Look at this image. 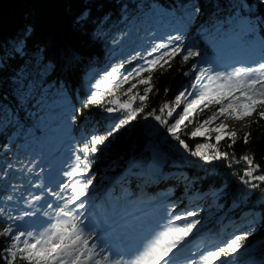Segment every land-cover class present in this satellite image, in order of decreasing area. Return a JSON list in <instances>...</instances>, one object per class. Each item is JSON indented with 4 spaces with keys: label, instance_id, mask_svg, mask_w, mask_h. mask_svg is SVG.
I'll return each mask as SVG.
<instances>
[{
    "label": "trees",
    "instance_id": "16d2710c",
    "mask_svg": "<svg viewBox=\"0 0 264 264\" xmlns=\"http://www.w3.org/2000/svg\"><path fill=\"white\" fill-rule=\"evenodd\" d=\"M258 4L259 0H20L0 16V264L10 260L11 264H28L23 259L26 253L18 251L23 244L15 247L14 260L9 256L14 235L5 229L11 227L10 201L24 192V180L35 171L43 139L51 129L64 123L81 152L93 136H103L112 128L107 123H118L139 107L143 111L105 145L97 146V153L85 157L81 152L84 160L91 161L89 195L98 198L104 184L99 176L112 177L128 165L143 168L156 161L163 173L184 175L178 189L182 196L217 191L218 207L207 210L212 220L201 225L214 239L223 240L230 231L226 224L240 219L243 212L257 214L255 228L242 225L236 229L238 236H246L240 250L264 261V245H260L264 240V181L257 178L264 176V119L256 114L244 133L217 142L191 135L204 119L195 116L177 130L188 145L185 149L167 131V123L158 121L155 129L148 122L156 115L165 120L160 109L183 82L187 64L199 56L184 61L176 55L168 64L161 61L163 67L119 82L124 68L164 52L155 50L154 29L144 20L152 6L171 8L180 19L183 40L200 56L215 58L220 38L228 33L226 20L236 10L248 18L252 34L264 42V26L260 25L264 6L258 8ZM197 6L200 11L193 14ZM150 50L153 56H147ZM113 52L115 56L109 57ZM114 67L118 73L102 85L108 89L96 88ZM149 75L151 91L141 101L149 85L139 81ZM92 93L99 96L98 103L85 106ZM108 107L114 111L107 112ZM201 145H205L200 151L208 161L191 154ZM217 152L221 159H215ZM244 157L252 160L251 166Z\"/></svg>",
    "mask_w": 264,
    "mask_h": 264
},
{
    "label": "rangeland",
    "instance_id": "374dc122",
    "mask_svg": "<svg viewBox=\"0 0 264 264\" xmlns=\"http://www.w3.org/2000/svg\"><path fill=\"white\" fill-rule=\"evenodd\" d=\"M144 20L149 21L150 26L153 27L151 39H154L155 35L157 45L165 43L171 47L180 43L179 41L169 40L170 36L181 35L180 19L175 17L171 8L158 5L152 6L149 15ZM226 21L229 26L228 33L219 40V45L215 51L217 57L199 56L192 63L189 62L183 74V82L167 97L164 105L167 104L168 108H165L162 112L165 121H167V127L174 124L177 119L175 109L180 107L183 101L192 100L203 90L199 86L194 87L198 71L191 69L193 64L197 66V69L211 68V75L215 76L216 73L231 72L234 68H258L260 63H264V42L260 37L252 34V26L248 18L240 14L239 10H236L232 17ZM183 46L193 50L192 44L188 41L183 40ZM159 51L165 52L168 49H160ZM115 52L118 55L119 50L116 49ZM115 52L109 53V57L115 56ZM182 55L183 53L180 54L181 57ZM142 61L135 63L132 67H126L121 70L119 73V79L121 80L119 82L124 84L123 76L127 72L145 64V60ZM134 78L129 77V79ZM202 83H208L207 78ZM101 88L108 89V86H101ZM181 92H185L186 99L182 97L181 103L177 105L175 98ZM235 96L239 100L244 99L238 92L235 93ZM217 98L222 99V103L226 105L228 100L232 99V96H228L226 99L222 97L205 99L203 103L194 106V110L186 117L180 128L190 123L195 116H204V119L195 128L201 127L202 122L212 117L215 112V117L207 125L201 127L200 133L195 137L217 141V136L222 139L244 133L247 125L253 120L254 115H260V112H262L260 105H257L254 112L244 115L242 119H236L233 112L239 113L241 109L234 107L219 113L217 109L220 105L215 103ZM169 111H172L171 116H168ZM115 121L107 123V126L112 127L116 123ZM214 123L229 124L230 128L225 132L215 131ZM148 124L155 129L159 128V123L155 118L149 120ZM41 149L42 153L39 162L35 164V171L30 178L24 180L25 184L23 186L26 189L23 188L24 192L19 197L18 194L15 195L16 200L10 201L13 207L10 227V234L12 235L23 231L25 233L31 232L36 236L38 233H46L55 227L71 224L72 222L66 221L65 216L60 214V210L64 208L73 210L76 221L84 222L87 227L93 226V233L100 227H105L112 217L118 220V224L123 229L132 228L137 224L138 220L149 223L150 227L155 221L160 230H153L151 234L153 235L151 241H153L159 237L160 233L166 229L175 216L180 215L185 217V219L175 221L177 225L196 221L198 223L184 239L180 245L181 247L178 246V249L182 248L184 255L189 257L187 258L189 264H204L203 255L225 246L239 235V231L235 230V228H240L241 225H248L253 229L258 222L257 214L245 211L239 221H232L227 225L231 230L221 240L222 242L208 237L206 231L201 229V225L212 220L207 210L218 207L216 204L217 191L210 189L202 192V194L184 193L182 196L178 189L180 180L184 175L177 171L163 173L156 161H152L143 168H134L128 165V168L126 167L117 173V175L119 174L118 178L117 175L113 178L101 175L99 179L104 181V185L100 190V197L97 201L91 199L87 190L86 196L81 197L75 203H71L70 198L73 195L71 188H62V185H71L83 178L81 175L69 176L67 173L72 172L77 164L80 163L77 157H80L81 160L84 159L82 157L83 154L77 150L68 127L61 123L59 126L52 128L50 134L43 139ZM48 178L50 181L52 180L53 184L47 181ZM131 181H134L133 184L139 189L135 196L122 187V184H127ZM141 191L144 192L142 193ZM115 195L119 196L118 200L114 199ZM36 197H39V199H35ZM192 197H195L193 200L197 199L194 202H190L189 200L190 198L192 200ZM200 197L202 199L205 197L201 204H199V201L202 200ZM47 199H51L49 201L51 207H48V209L43 207V203ZM81 201L85 202V207L77 209V205ZM39 203H42V205H39ZM190 212L195 213V215L187 216V213ZM126 222L127 224H125ZM236 224L238 226L235 227L234 225ZM93 233L91 235H94ZM140 235L144 236L143 250H145L151 241L147 239L146 232ZM25 239L32 241L27 235L21 237V241ZM21 244L23 243H18L16 246ZM260 245H264V240H262ZM12 251L15 252V247L12 248ZM100 253L103 256L102 249H100ZM98 256L99 254L96 259ZM98 260H100V264H112L106 259L98 258ZM216 264H220V261H217ZM227 264H264V261L247 257L246 251L240 250L234 257L228 258Z\"/></svg>",
    "mask_w": 264,
    "mask_h": 264
},
{
    "label": "snow or ice",
    "instance_id": "6c2138e0",
    "mask_svg": "<svg viewBox=\"0 0 264 264\" xmlns=\"http://www.w3.org/2000/svg\"><path fill=\"white\" fill-rule=\"evenodd\" d=\"M264 6V0H259L257 7ZM243 5H241V10H243ZM250 7V5H249ZM200 11L197 6L194 9V13ZM254 18V17H253ZM260 25L264 26V16H261ZM169 40L179 41V44L169 47L168 44L161 43L155 46V50L159 51L160 49L167 48L168 51L161 53L159 56H154L152 59H145L146 66L137 67L125 74L123 76V81L127 82L129 77L139 76L144 72H151L156 66L163 67L161 61L164 64H168L169 60L174 58L176 55H182L184 61H188L190 58L200 56L201 53L198 51L192 50L186 46H183V37L181 35L170 36ZM147 56H153V51H148ZM167 57L168 59H165ZM122 67V65H121ZM193 71H198V75L195 77L196 85L203 90L198 93L192 100H189L186 103V106L183 108L182 112L178 114V118L175 120V123L167 128V131L174 136L179 144L188 149V145L185 144L183 140L177 135V130L180 128L181 124L184 122L186 117L190 114L194 106L203 103L205 99H212L216 97L227 98L232 96V99L228 100V103L225 105L222 103V99H215V103L220 105L217 109L219 113H223L226 109H232L234 107L241 109L239 113L233 112V115L236 119H242L244 115L250 114L256 110L257 105L264 107V63H260L258 68L253 67H240L234 68L231 72L227 73H216L215 76L211 75V68H200L197 69V66L193 64L191 66ZM119 68L114 67L110 72L107 73L105 80H102L100 83L95 85L96 88H100L104 83L107 82V78L112 77L118 73ZM187 74V73H186ZM207 78L208 83L204 84L202 81ZM152 77L149 75L145 79L139 81L140 84L149 85L144 89L143 95L140 97L143 101L148 92L151 91V81ZM132 87H135L133 85ZM131 91V89H129ZM239 93L240 96L244 97L243 100H239L235 96V93ZM190 94V93H189ZM184 97L186 99L185 92L179 93L175 98V103L179 105L181 99ZM135 97H133L134 99ZM99 101V96L95 93L90 94L89 98L85 102L87 105H96ZM121 107H131V105H121ZM165 108H168V105L165 104L163 108L160 109L161 112ZM107 112L111 113L114 111L112 107L106 109ZM143 111V107H139L133 110L131 113H128L125 118L119 119L118 123L114 124L103 136H93L91 139L90 145H85L84 148L80 149L81 152L87 157L88 153L95 154L98 151L99 145H105L106 142L119 132L120 129L124 128L136 117V113ZM172 115V111L168 112V116ZM216 113H213V116L209 119H206L202 122L201 127L207 125L212 118H214ZM261 119H264V111L260 112ZM155 119L161 124H166L167 121L161 119V116L156 115ZM201 127L195 128L191 135L193 137L197 136L201 131ZM215 131H220L216 129ZM217 142L221 139L219 136L216 137ZM248 135L244 137V142L247 143ZM205 147L201 145L196 151L192 152L193 156H200L205 161H208V157L200 151V148ZM227 154H223V158H226ZM222 154L217 152L215 159H221ZM243 159L247 160L248 164L252 165V160L248 157ZM77 160L80 163L77 164L75 169L67 173L69 176L81 175L83 178L76 181L74 184L62 185V188H71L73 193L70 198L71 203H75L80 200L81 197L87 195V190L90 185L93 183V178L88 176V170L91 167V161L85 159L81 160L80 157H77ZM82 165V167H81ZM248 176L252 175L251 171L246 173ZM259 180L264 181V176L257 177ZM9 199H11L9 197ZM35 199H39L36 197ZM51 207V204L48 205ZM85 207V202L81 201L77 205V209H83ZM60 214L64 216H72L73 210L64 209L60 210ZM27 215V213H26ZM195 213H187V216H193ZM185 219V217L177 215L169 222V225L166 229L160 233L159 237L150 242V244L145 248L143 252L138 254L137 258L131 262V264H161L163 261L164 264H175V261L171 259L170 254L173 253L174 249H177L178 246L182 244L184 239L192 232L196 227V222H188L183 225L175 224V221ZM5 232H11V229H5ZM27 235L31 238L32 242H29L28 239L21 241V237ZM246 239V236H236L225 246L220 247L216 250L209 251L206 255L202 256L204 264H216L217 261H220V264H227L228 258L234 257L240 251L242 245L241 241ZM14 243L9 246L7 249L9 256L14 260L16 253L12 251V248L16 247V244L23 243V248H19L20 253H26L23 256V259L28 261V264H100V260L96 259L98 255L96 244H89L88 239L84 238V231L77 223H71L69 225H63L55 227L48 232L38 233L36 236L33 233H25L23 231L19 232L13 236ZM167 258V259H166ZM11 264V260L9 261Z\"/></svg>",
    "mask_w": 264,
    "mask_h": 264
},
{
    "label": "bare ground",
    "instance_id": "6f19581e",
    "mask_svg": "<svg viewBox=\"0 0 264 264\" xmlns=\"http://www.w3.org/2000/svg\"><path fill=\"white\" fill-rule=\"evenodd\" d=\"M188 101L189 100L183 101L181 103L180 107H178L177 109H175L176 110V114H175L176 118H178V114L182 112L183 108L186 106V103ZM192 110H194V108ZM213 126H215L216 129H220L219 132L228 131V129L230 128L229 124L214 123ZM133 180H136V179H133ZM47 181L50 182L51 184H53L52 180L50 181L49 178L47 179ZM133 182L131 181L130 183L122 184V187L124 189H126V191L132 193L133 196H135V194H137L139 192V189H138V187L135 184H133ZM193 198H195V197H192V200L190 198L189 201L190 202H194L197 199L196 198V199L193 200ZM203 199H205V197ZM203 199L201 201H199V204L203 203ZM50 200L51 199H49V200L47 199V201H44V203H43V207L44 208L48 209V205L50 204V202H49ZM39 205H42V203H39ZM65 220L66 221H70L72 223H77L78 225H80V227L84 231V238L88 239L89 244L90 245L93 244V243L96 244L97 252L99 254V256L97 257V259L98 258L104 259V257L100 253V249L102 247L101 245L104 242H109V243L113 244L114 245L113 247L115 248V251L117 253H121L123 251V249H126L128 247V245H129L127 242H124L125 240H122V238L120 236H107V233L110 230H116L117 232H121V228H120V225L118 224V220L117 219H113V217H112L111 220L108 221V223H107L108 227L105 228L104 230H102L104 227L102 229H99L98 231H96L97 233H94V236L91 235V233H93L94 227H88L87 228L85 226V223L84 222L76 221V217H75V213L74 212H73V215L72 216H65ZM125 224H127V222ZM69 226H70V224H69ZM154 229L160 230V228L157 226V222L154 221L153 225L150 227L149 226V223L142 222L141 220L140 221L138 220V222H137V224L135 226H133L132 228L126 229V231H129L130 230V232L132 234L129 235V232H128V234L124 237V239H129V238L138 239L139 237H137V235L141 234L142 232H146L147 239H149V241H151L152 240V237H153V235H151V234H152V232H153ZM102 237H104V239L100 240ZM116 242H118V243H116ZM136 244L137 243H135V245ZM133 249H134V245H131L124 252H126L128 254V253H130V251L132 252ZM143 251L144 250H142V252ZM124 252H123V254H124ZM136 256H138V254H136L133 257H136ZM170 257H171V259H173L175 261V264H189L187 262V260H188L187 258H189V257L187 255H184L182 248H180V249H178V248L177 249H174L173 250V253L170 254ZM125 264H127V259H125ZM161 264H164V262L162 261Z\"/></svg>",
    "mask_w": 264,
    "mask_h": 264
},
{
    "label": "water",
    "instance_id": "95a60500",
    "mask_svg": "<svg viewBox=\"0 0 264 264\" xmlns=\"http://www.w3.org/2000/svg\"><path fill=\"white\" fill-rule=\"evenodd\" d=\"M19 1L20 0H0V16Z\"/></svg>",
    "mask_w": 264,
    "mask_h": 264
}]
</instances>
